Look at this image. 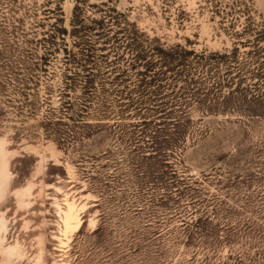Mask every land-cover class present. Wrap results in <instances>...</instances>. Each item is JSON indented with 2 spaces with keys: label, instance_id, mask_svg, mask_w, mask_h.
I'll list each match as a JSON object with an SVG mask.
<instances>
[{
  "label": "rangeland",
  "instance_id": "374dc122",
  "mask_svg": "<svg viewBox=\"0 0 264 264\" xmlns=\"http://www.w3.org/2000/svg\"><path fill=\"white\" fill-rule=\"evenodd\" d=\"M0 264H264V0H0Z\"/></svg>",
  "mask_w": 264,
  "mask_h": 264
},
{
  "label": "trees",
  "instance_id": "16d2710c",
  "mask_svg": "<svg viewBox=\"0 0 264 264\" xmlns=\"http://www.w3.org/2000/svg\"><path fill=\"white\" fill-rule=\"evenodd\" d=\"M59 8L57 7V6H53V7H47V8H43V10H45V13H48V12H52V13H55L57 10H58ZM76 12H77V9H76V6H74L73 7V12H72V16H71V23L72 24H75V22H74V19H72V17H74L75 15H76ZM54 27V26H53ZM78 32V30L74 27L73 29H71V34H75V32ZM150 48V50H152V51H154L156 48L155 47H153V46H149ZM126 48H128L129 49V47L127 46ZM179 48H181L180 46H179ZM161 49V48H160ZM66 54H68V53H70V51L69 50H67L66 49ZM134 53V51H129V54H132L131 56H129V58L126 60V61H128V60H132L133 62L132 63H134V64H137V62L139 61V60H144V58H141L140 56H139V54H137V56H135L136 54H133ZM74 55V54H73ZM199 55V54H198ZM65 56V60H67L68 59V57H67V55H64ZM204 56V55H203ZM75 61V60H74ZM131 62H129L128 63V65L130 64ZM161 72V71H160ZM138 94V93H137Z\"/></svg>",
  "mask_w": 264,
  "mask_h": 264
}]
</instances>
